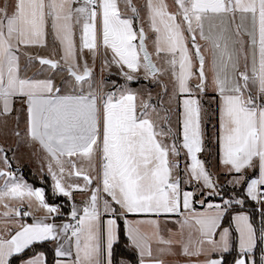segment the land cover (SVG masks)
<instances>
[{"label":"snow or ice","instance_id":"snow-or-ice-1","mask_svg":"<svg viewBox=\"0 0 264 264\" xmlns=\"http://www.w3.org/2000/svg\"><path fill=\"white\" fill-rule=\"evenodd\" d=\"M49 36L50 56H33L30 49L47 47ZM101 49L102 71L115 65L125 81L113 82L109 91L93 75ZM24 57L52 75H23ZM61 73L67 75L58 86ZM164 77L172 85L169 99H178L181 109L176 129L160 93L154 103L151 92L145 98L129 86L144 79L160 87ZM209 90L219 98L224 175L246 195L198 213L192 206L196 192L184 190L185 183L195 182L201 195H223L198 158L205 147L201 100ZM18 111L26 112V135L47 154L53 193L73 199L75 191L88 192L89 199L82 208L72 206L74 224L47 222L59 206L46 202L42 188L18 180L0 147V216H31L22 209L26 201L30 209L33 199L49 214L0 231V264L13 257L43 264V253L27 260L22 254L46 241L56 243L55 264H132L114 247L121 220L138 264H166L163 257L177 255L197 258L187 264H223L231 247L230 229L222 227L229 209L248 198L264 204V0H144L142 7L134 0H0V116ZM72 178H82L83 185ZM172 214L182 217L179 232L166 239L160 218ZM232 220L239 233L233 264H264V227L257 230L243 213Z\"/></svg>","mask_w":264,"mask_h":264},{"label":"crops","instance_id":"crops-1","mask_svg":"<svg viewBox=\"0 0 264 264\" xmlns=\"http://www.w3.org/2000/svg\"><path fill=\"white\" fill-rule=\"evenodd\" d=\"M134 2L136 3V5L138 7H142V5L144 4V0H134ZM168 3L171 4L172 0H168ZM77 43H79L78 37H77ZM201 43H203V42H201ZM47 44H48L47 47H37V48L30 49V53L33 56L49 57L50 54H51V49L53 47V40H52L51 36L48 37ZM149 45H150V48H151V41H149ZM56 46L58 48V45H56ZM102 53H103V49H101V54L97 56L96 63L94 65V73H93L94 80H95V78H98L100 74L101 75L105 74L107 76V78L109 76H111V75H114V76H117V77H119V78H121L123 80L122 83H119V84H117L116 82L115 83L117 85H124L125 84L124 78H123V76H121L119 74V70H118V68L115 65H113L111 68H108V69H105V70L102 71V69H101V65H102V61H103ZM108 55H109V58H110L111 54L109 53ZM205 55L207 56L208 54L205 53ZM52 58L58 59L59 57L56 56V57H52ZM21 64H22V67L25 64H28L27 57H24L22 59ZM22 74L23 75H27V76L35 75L36 78H41L42 79V78H47L48 76H51L52 75V70H49L47 68V66H43V67L40 66L38 64V61L33 60L30 64H28V70L26 72L22 73ZM66 75H67L66 73H61L60 75H57L55 77V82H56V84L58 86L61 83V78L63 76H66ZM141 80H144V79H141ZM144 81H145V83H139V84H135V82H133L129 86L132 88L133 91H136L138 93H139V91H138L139 87H141V86H145V87H147L150 90L153 89L156 86V82H150L149 80H144ZM112 89H113V84H109V87L107 88L106 91H109V90H112ZM208 95H213L211 90H209ZM217 104H218V125H219V98L218 97H217ZM14 107L18 110V109H20L21 106H20L19 103H16L14 105ZM14 113L15 112H13L11 115H9V117H13ZM22 113H24V118H25V123H24V127H23V134L25 135L24 137H25V141H27L29 151L27 152V154H24L21 157V159L19 160L18 164L28 165L37 175H47V176H49L51 178V176L47 172V166H48L47 154L42 151V149H41V147H40V145L38 143L31 141L30 138L26 135V133H25L26 112L22 111ZM221 156H222V154L220 152V147H219L218 166H219L220 169L224 170V166H223V164L221 162ZM182 159H183V156L181 157V161H182ZM181 168H182V165H181ZM0 169H4V168L2 167ZM14 175H17V174H14ZM231 178L232 177L229 176V180ZM72 179L75 182L80 183L81 185H83V183H84L82 178L81 179L72 178ZM51 180H52V178H51ZM52 185H53V181H52ZM183 188H184V190L193 191V189L190 188L189 185H186V186L183 185ZM33 189H35V188H33ZM262 190H264V189H262ZM245 194H246V188H245ZM65 198L71 203V209H72L73 205H75L77 208H82L84 206V203L89 199V193L88 192L75 191L73 193V199H69L67 197H65ZM194 199H195V197H194ZM7 202L9 204H11L13 207H20L19 201L17 202L16 205H13L11 200H8ZM254 202H256V201H254ZM208 204H221L222 205V202H220V201L217 202V200H215V201L204 202L203 205H199V203H197V205L200 206V208H197L195 206V200H193V205H192L193 206V210L195 212H198V213L209 211V209L207 207ZM259 204L261 205V209L264 211V204L257 203V205H259ZM23 207H24V210L31 211L32 215L28 216V217H15V216H12L10 219H5L4 217L0 216V231H3L5 228H10V229H13V231H14V230H16L19 227V223L18 222L32 223L34 221V219H40V218H43L45 216H49V214H47L44 209L40 208L38 203L34 204V202L31 201V208L29 209L27 207V201H26ZM4 210L5 209L2 206H0V213H2ZM181 211H183V209H181ZM185 214H187V213H185ZM243 214H246V213H243ZM103 218L106 220L107 216H105ZM181 218L182 217L180 215H178V214H172V215H170L168 217H161L160 218L161 234L166 239L169 238V236L172 233H178L179 232L180 225H179L178 221ZM70 219H71V212H70L69 215L66 216V215L62 214L61 208H60V213L59 214L50 215L49 219L47 220V222L55 223L56 225L60 226V225H63L65 223H68V221ZM128 219L129 220H137V219H145V217L129 215ZM233 224H234V227L236 228V223H235L234 220H233ZM143 228H144L145 231H148V232L151 231V228L148 225H144ZM124 230H125V234H126L125 226H124ZM176 238H178V236ZM216 239H219V235L218 234L216 236ZM229 242H230V235H229ZM42 243H49L50 246L52 247V249L54 250V253H55V247H56V243L55 242L46 241V242H39V243H36V244H42ZM36 244H34V245H36ZM32 246H30V247H32ZM237 249L239 251V243L237 245ZM40 253H43V264H48L47 263V256H46V254L43 251H39L36 254H34L33 256L25 257L24 259L27 260L29 258H32V257L40 254ZM224 254H226V253H223V255ZM153 256L154 257H158L159 256V252L157 251V246L155 244L153 245ZM163 258L165 259L166 264H187V261L189 259H191V260L197 259L196 257L189 258V257L180 256V255H177V256H165ZM56 259H57V257H55V260ZM200 259H203V257H200ZM55 260H54V264H55ZM222 260H223V258H222ZM19 264H21V261L19 262Z\"/></svg>","mask_w":264,"mask_h":264},{"label":"rangeland","instance_id":"rangeland-1","mask_svg":"<svg viewBox=\"0 0 264 264\" xmlns=\"http://www.w3.org/2000/svg\"><path fill=\"white\" fill-rule=\"evenodd\" d=\"M143 15V12H142ZM95 82L96 83H103L104 86V90L106 91L107 88L109 87V84H113V82H116L117 84L122 83L123 80L117 76L111 75L107 78V76L105 74H100L98 78H95ZM167 85L168 87V95L164 94V86ZM139 93L141 96H144L145 98L147 97V94L149 92H151L152 97H153V101L154 103L156 102L157 99V93H160L161 98H163L164 103L161 105V107L163 109H168L171 108L172 110V127L173 129L177 128V123H176V114L181 110L179 108H177V104H178V99H169V97L172 95V85L170 83H168V77H164V80L161 82V86L157 87L156 86L153 89H148L145 86H141L139 87ZM213 95H206L202 98L201 103L203 105V100L206 103L205 107H212V112H211V120H210V139H211V143H212V150H211V159L210 162L208 164H206L205 162V158L208 156V151L205 145V138H206V127H205V123H204V151L198 154V158H200L202 161L205 162V167L207 170H209L212 174V178L214 181L217 182L218 184V191H220L221 193H223V195H230V197H235L234 193L231 192V190L233 189L232 185L228 184V180H229V176L224 175V170L220 169L217 163V159H216V155H215V142H216V134H215V111H214V107H215V99H212ZM182 99V98H180ZM204 106V110L206 109ZM19 110V109H18ZM163 114V113H161ZM18 117V119H17ZM24 123H25V118H24V113H22V111H18L15 112L13 117H3L0 116V147L4 148V154L7 155L9 163L11 164V168L8 169L10 171L13 172V174H17L15 175L16 178L18 180H21L23 182L26 183V181L24 180V178L21 176V174H19V171L21 170L22 166H24L23 164H18L19 160L21 159V157L24 154H27V152L29 151L28 149V144L27 141H25V135L23 134V127H24ZM19 132L20 135L17 136L15 133ZM188 163H190V160L187 161ZM185 164V159L183 158L181 161V165L182 168ZM5 168V165L3 163V159H2V155H0V168ZM34 172V171H33ZM35 173V172H34ZM39 177H42L43 175H38ZM4 184V178H0V186H3ZM28 184V183H27ZM29 185V184H28ZM189 185L187 183L184 184ZM190 188H192L193 190H195L196 192V197H197V203H199V205H203V203H201L200 201H204L207 202L206 200H210V201H215L217 200L220 201V198H222V196H208L207 195V190H204V195L200 194V189L196 187L195 182H193V184L189 185ZM229 197V198H230ZM209 198V199H207ZM237 199H241L239 197H235ZM13 205L17 204V200H11ZM32 202H34V204L38 203L36 202L34 199L32 200ZM223 202V201H220ZM238 207L242 208V212L246 213L249 218H250V214L247 211L246 207L243 205H239ZM60 208V207H59ZM252 210L256 211L259 214H264V211L262 209H259L258 206L256 205V207L251 208ZM250 209V210H251ZM62 212V209H61ZM239 212V213H242ZM63 214V212H62ZM238 214V213H236ZM231 231V230H230ZM233 237V235H232ZM232 248V247H231ZM230 248V250H231ZM224 256H222L223 258ZM224 259V258H223Z\"/></svg>","mask_w":264,"mask_h":264},{"label":"trees","instance_id":"trees-1","mask_svg":"<svg viewBox=\"0 0 264 264\" xmlns=\"http://www.w3.org/2000/svg\"><path fill=\"white\" fill-rule=\"evenodd\" d=\"M139 83H145L144 80H140L138 82H135V84ZM203 102V106L205 107L206 103ZM206 108V107H205ZM212 107H208L205 109L206 117H205V127H206V138H205V145L208 151V156L205 158L206 164L210 162L211 159V150H212V143L210 139V120H211V111ZM214 113H215V134H216V142H215V155L218 163V155H219V142H218V134H219V125H218V104H217V97L215 99V107H214ZM19 174L24 178V180L33 188H42L45 192V200L50 205H56L59 206L62 209V212L64 215H69L71 212V203L63 196L56 195L53 193L52 189V180L49 176L43 175L42 177H39L36 173L33 172V170L28 166L24 165L22 166L21 170L19 171ZM253 173L250 171L249 176H252ZM232 193H234L235 197H239L241 199L245 198V188H236L235 191L232 189ZM239 193V195H237ZM230 195H222V198H220V201L229 199ZM209 199V198H207ZM195 206L197 208H200L199 205H197V197L195 196ZM210 201V200H206ZM257 203L248 199H245L244 206L246 207L247 211L250 214V220L253 223L254 227L259 230L262 227H264V214H259L256 211L252 210L251 208L256 207ZM239 205H234L236 211H232L229 209L230 214H226L223 222L222 227H228L231 230V233L233 235V246L230 250V252L226 255H224L223 264H233L234 259L237 256L238 249H237V233L233 224L232 216H234L236 213L242 212V208L238 207ZM251 209V210H250ZM120 223V233H119V241L118 244L115 247L116 252L118 254H121L126 260H130L132 264H138L139 262V256L137 252H135L130 247V241L128 240L125 230H124V224L123 221H119ZM263 248V246H260ZM39 251H43L47 256V263L48 264H54L55 260V253L52 247L49 243H42V244H36L30 247L23 255V258L30 257L36 254ZM261 255V252L257 250L255 252V258L257 261L259 260V257ZM20 259L18 257H13L10 261V264H19Z\"/></svg>","mask_w":264,"mask_h":264},{"label":"water","instance_id":"water-1","mask_svg":"<svg viewBox=\"0 0 264 264\" xmlns=\"http://www.w3.org/2000/svg\"><path fill=\"white\" fill-rule=\"evenodd\" d=\"M251 221V220H250ZM230 229V228H229ZM235 230H236V228H235ZM236 233H237V245H238V243H239V233L236 231ZM233 243H234V241H233V237H232V233H231V231H230V245H231V247L233 246ZM263 246V248H264V245H262ZM230 247V248H231ZM229 252H227L226 254H228ZM226 254H224V255H226ZM223 255V256H224ZM254 255H255V253H254Z\"/></svg>","mask_w":264,"mask_h":264},{"label":"built area","instance_id":"built-area-1","mask_svg":"<svg viewBox=\"0 0 264 264\" xmlns=\"http://www.w3.org/2000/svg\"><path fill=\"white\" fill-rule=\"evenodd\" d=\"M257 206H258V208H259V209H261V205H260V204H259V205H257ZM22 210H24V207H23V209H22ZM68 223H73V224H74V223H75V221H73V220H72V218H71V219L68 221Z\"/></svg>","mask_w":264,"mask_h":264}]
</instances>
